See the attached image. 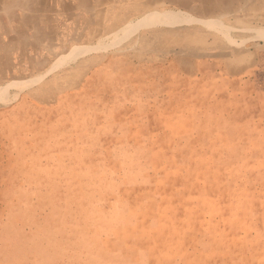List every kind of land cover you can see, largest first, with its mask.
Instances as JSON below:
<instances>
[{
    "label": "crops",
    "instance_id": "crops-1",
    "mask_svg": "<svg viewBox=\"0 0 264 264\" xmlns=\"http://www.w3.org/2000/svg\"><path fill=\"white\" fill-rule=\"evenodd\" d=\"M255 26L264 0H0L13 110L39 95L88 120L59 127L84 129L91 153L70 170L89 197L73 207L77 238H55L66 264H246L264 111L254 49L232 42ZM108 146L102 163L117 167L96 173L92 149Z\"/></svg>",
    "mask_w": 264,
    "mask_h": 264
},
{
    "label": "rangeland",
    "instance_id": "rangeland-1",
    "mask_svg": "<svg viewBox=\"0 0 264 264\" xmlns=\"http://www.w3.org/2000/svg\"><path fill=\"white\" fill-rule=\"evenodd\" d=\"M166 19L159 16L156 20ZM242 38L239 43L235 39L232 43L254 49L256 62L248 78L253 80L255 92L262 93V99H255L254 104L260 103L264 111V28L255 26ZM87 51L79 50L77 55ZM10 86L0 88V264H66L69 260L65 255L69 253L63 243H55V238H77L73 207L76 201L84 203L89 197L84 179L78 181L81 189L72 193L76 184L70 170L75 164L84 170L91 153L84 129L74 132L59 127L62 123L85 125L88 120L69 107L66 110L70 115H56L60 110L54 108L44 109L42 104L51 106L57 99L39 95L33 103L25 100L13 110L16 99L9 98ZM61 102L65 104V100ZM245 104V100L240 103ZM25 112L29 115L25 116ZM44 121L45 126L41 125ZM254 133V140L264 143V124ZM262 148L256 147L255 151L261 153ZM92 151L96 173L103 170L102 166L110 170L117 167L102 163L103 153H114L113 146L95 147ZM256 185L259 188L253 199L255 203L258 198L259 211L252 212L255 223L247 230L248 235H253L237 243L239 262L246 264L260 261L257 255L264 252V180H258Z\"/></svg>",
    "mask_w": 264,
    "mask_h": 264
},
{
    "label": "bare ground",
    "instance_id": "bare-ground-1",
    "mask_svg": "<svg viewBox=\"0 0 264 264\" xmlns=\"http://www.w3.org/2000/svg\"><path fill=\"white\" fill-rule=\"evenodd\" d=\"M203 7V6H202Z\"/></svg>",
    "mask_w": 264,
    "mask_h": 264
}]
</instances>
